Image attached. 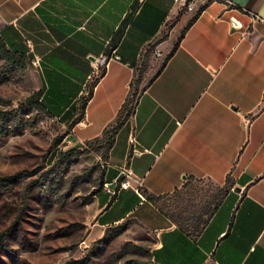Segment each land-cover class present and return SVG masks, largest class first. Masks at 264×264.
<instances>
[{
	"label": "crops",
	"instance_id": "0c3cea01",
	"mask_svg": "<svg viewBox=\"0 0 264 264\" xmlns=\"http://www.w3.org/2000/svg\"><path fill=\"white\" fill-rule=\"evenodd\" d=\"M199 8L178 39L187 16L162 39L180 12L174 0H146L138 12L136 0H0V38L24 57L51 117L71 125L82 115L68 135L76 146L102 136L138 89L104 182L127 167L153 196L174 193L188 177L225 189L196 236L132 188L109 206L100 191L91 237L134 218L155 236L154 264H264V0H206ZM232 18L249 34L234 30ZM98 67L104 74L87 99Z\"/></svg>",
	"mask_w": 264,
	"mask_h": 264
},
{
	"label": "rangeland",
	"instance_id": "374dc122",
	"mask_svg": "<svg viewBox=\"0 0 264 264\" xmlns=\"http://www.w3.org/2000/svg\"><path fill=\"white\" fill-rule=\"evenodd\" d=\"M197 10L180 11L166 24L162 39L187 16L175 31L178 39ZM37 83L28 66L8 62L0 53V179L13 177L0 183V264H154L155 236L134 218L107 228L99 238L90 236L94 197L104 182L102 137L81 147L70 142L69 122L33 106ZM224 190L193 180L181 194L158 204L169 211L187 207L186 228L195 231L196 218L204 221V207H212ZM106 232L112 239L101 242Z\"/></svg>",
	"mask_w": 264,
	"mask_h": 264
},
{
	"label": "trees",
	"instance_id": "16d2710c",
	"mask_svg": "<svg viewBox=\"0 0 264 264\" xmlns=\"http://www.w3.org/2000/svg\"><path fill=\"white\" fill-rule=\"evenodd\" d=\"M202 11V8H199L197 10V13L195 15H193L192 19L188 22L186 29L189 28L193 22H195V20L198 18V16L200 15ZM178 46V43H176L174 45V48L171 50V52L163 59V61L161 62V64L158 67V71L155 74V76L150 80V82H152L154 80V78L160 74V72L166 67L169 59L173 56L174 52L176 51ZM0 53L3 55L4 59L8 62H19L23 68H26L27 63L24 59L23 56L18 55L17 53L12 52L10 49H8L6 43L3 41L2 38H0ZM103 65V64H101ZM146 62H143L142 64V69L145 68L146 66ZM102 74H104V69L102 70ZM140 78V76H139ZM138 78V79H139ZM97 81L94 82V84L92 85V88L88 94V98H91L92 93H93V88L95 86V83ZM135 89H132L126 99V101L124 102V104L122 105L120 111L118 112L117 118L115 119V121L111 124H109L103 131L102 136V140H103V145L105 148V152L103 155V160L106 161L109 151L114 143V139L116 137V134L118 132V130L122 127V125L125 123V121L132 115V112L134 110L136 101H137V97H138V89L137 92ZM135 93H137V95L135 96ZM42 98V91L38 90L37 92H35L32 96V100H34L32 102L33 106H35L37 109L43 111V112H47L46 107L44 106V104L41 101ZM50 114V113H49ZM51 116V115H50ZM82 115H80L77 119H75L73 121V123L71 124V127L73 125H75L77 122H79V120H81ZM13 180V177H7L4 179H0V183H11ZM193 180H200V179H195L194 177H188L186 182L183 184L181 189L176 190L174 193L172 194H181L182 191L186 190L192 183ZM104 183V182H103ZM144 194V197L147 201H149L152 205H154L158 211L166 218H168L169 220H171L172 222L176 223L177 225H180L184 228H186L187 226V222L185 221L184 218V214L187 212L188 208H181L180 210L178 209H174L173 211H169L167 209V205L163 204V205H159L158 204V200L163 199L165 197H168L171 194H165V195H160V196H153V195H149L148 193L142 191ZM99 193V192H98ZM225 194V190L223 192V194L220 196V198L213 204L212 207L206 206L204 207L205 210V220L202 221L199 218H196L197 220V224H196V229L195 231H190V233L194 236L198 235L202 229L207 225V223L209 222V220L212 218V216L214 215L215 211L217 210L220 202L222 201V198ZM116 196H113L110 198L107 206L111 205L114 200H115ZM194 218V219H195ZM119 227V226H117ZM187 229V228H186ZM112 239V236L109 235V232L104 235V238L101 240V242H108Z\"/></svg>",
	"mask_w": 264,
	"mask_h": 264
},
{
	"label": "built area",
	"instance_id": "2783aa9c",
	"mask_svg": "<svg viewBox=\"0 0 264 264\" xmlns=\"http://www.w3.org/2000/svg\"><path fill=\"white\" fill-rule=\"evenodd\" d=\"M146 0H136V3L138 5L137 12L140 10V8L143 6ZM177 7L180 11H193L198 7V1L199 0H174ZM262 22H264V19H261ZM232 27L236 31H240L242 37L246 36L250 32V27H244L239 21L235 20L234 18L231 19ZM143 55V53H142ZM141 55V56H142ZM153 55L156 58H160L162 56L161 52L158 50L153 51ZM114 59L119 60V56H114ZM30 63L33 66H39V59L35 58L30 60ZM100 64H103L106 66L105 60L101 62ZM102 75V70L98 67L96 72L94 73L91 81L94 82L95 77H100ZM57 121H60L59 119H56ZM132 142L135 141L134 135H132L131 138ZM142 180L138 179L134 176V174L131 172V170L127 167H123L119 170V173L117 177L112 182H104L102 185V191H104L107 195L110 197L116 196L119 191L124 189L132 188L142 199H144V194L142 192Z\"/></svg>",
	"mask_w": 264,
	"mask_h": 264
},
{
	"label": "water",
	"instance_id": "95a60500",
	"mask_svg": "<svg viewBox=\"0 0 264 264\" xmlns=\"http://www.w3.org/2000/svg\"><path fill=\"white\" fill-rule=\"evenodd\" d=\"M237 191H239L240 189H236Z\"/></svg>",
	"mask_w": 264,
	"mask_h": 264
}]
</instances>
